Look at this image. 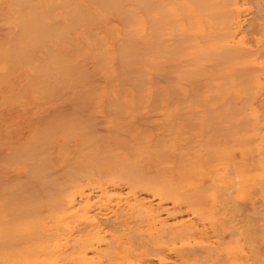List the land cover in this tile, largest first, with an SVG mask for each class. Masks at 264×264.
I'll use <instances>...</instances> for the list:
<instances>
[{
	"label": "bare ground",
	"instance_id": "1",
	"mask_svg": "<svg viewBox=\"0 0 264 264\" xmlns=\"http://www.w3.org/2000/svg\"><path fill=\"white\" fill-rule=\"evenodd\" d=\"M263 3L0 0V27L19 31L0 44V86L14 79L5 65L15 63L32 64L42 97L90 82L81 103L109 110L105 123L115 131L101 135L90 120L68 116L21 158L32 172L0 166L5 189L29 188L31 197L0 195V256L11 251L24 264H264V49L246 62L231 59L232 49L246 48V9L261 18ZM47 47L54 53L37 54ZM245 64L258 74L242 73L244 84L234 74ZM26 180L39 197L23 188ZM110 205L115 213L103 214Z\"/></svg>",
	"mask_w": 264,
	"mask_h": 264
},
{
	"label": "rangeland",
	"instance_id": "2",
	"mask_svg": "<svg viewBox=\"0 0 264 264\" xmlns=\"http://www.w3.org/2000/svg\"><path fill=\"white\" fill-rule=\"evenodd\" d=\"M249 2V1H248ZM262 2H264V0H262ZM248 7L250 8L251 7V4L250 3H248ZM247 7V8H248ZM263 8H264V3H263ZM247 10V15H244V17H242V19H243V25H245L244 26V30L246 31L247 29H245V27H247L248 25H249V22H250V24L252 25L253 24V21H251L252 20V17H254V15H253V13L255 14V12L254 11H251V10H249V9H246ZM256 15V14H255ZM252 16V17H251ZM262 17L261 18H263V19H261V18H257V17H259V16H257L256 15V20H254V24H256L257 25V27L256 26H254V25H252V26H254L253 28L254 29H252V27H251V29H250V26H248V30H250L249 31V35H247L248 34V31H244L245 32V34H243V38H244V40L246 41V48H245V50L244 51H241L240 49H237V48H234V49H232V51H231V55H232V52H234L235 53V55H234V53H233V55L231 56V59H232V61H236V60H238V61H243V62H246L247 60H251V59H253V58H256V57H259V55H260V53H261V51H263V49H264V43H263V39H264V29L262 28V27H264V14H262L261 15ZM251 17V18H250ZM255 18V17H254ZM250 19V20H249ZM260 19V20H259ZM247 20L249 21V22H247ZM260 22V23H259ZM114 23H119V22H114ZM247 23V24H246ZM259 25H258V24ZM262 23V24H261ZM255 30H257V31H255ZM256 32V34H255V32ZM259 31H260V34H259ZM262 32V33H261ZM81 33V32H80ZM251 35V36H250ZM19 36V31H16V30H11V31H9V30H6V29H2L1 27H0V41H2V39L3 38H5V39H10V41H14L17 37ZM84 36V35H83ZM85 37V36H84ZM248 38H250V39H248ZM68 41H69V43L71 42L69 39H67ZM252 40V41H251ZM251 41V42H250ZM259 41H261V44L259 43ZM254 42V43H253ZM263 44V45H262ZM252 45V46H251ZM70 46H71V44H70ZM262 46V47H261ZM72 47V46H71ZM74 49V48H73ZM235 49H237V50H235ZM260 50V51H259ZM39 51V50H38ZM240 51V52H239ZM42 52H44V53H46V55H49V52H53L52 51V48H48L47 47V50H43L42 49ZM54 53V52H53ZM239 53H241V54H239ZM59 55H61V52L60 53H57V56H59ZM260 62H262V60L260 61ZM247 64V63H246ZM245 64V66H243V67H245V68H239L236 72H235V74H234V77L235 78H237L238 79V82H240V81H243V80H245L246 79V77L249 79V77L251 76V77H253V79H257L256 78V76H257V70L256 69H254V68H249V67H246L247 65ZM81 65H82V63H81ZM262 66H263V64H262ZM14 70V69H13ZM253 71V72H252ZM255 72V73H254ZM245 75L246 74V77H244L243 76V74ZM249 73V74H248ZM252 75H251V74ZM236 75H237V77H236ZM240 75H242V76H239ZM241 77H243V78H245V79H243V78H241ZM160 80H161V78H160ZM247 81V80H246ZM99 82V81H98ZM244 82V81H243ZM99 83H102V82H99ZM244 84H245V82H244ZM264 84V83H263ZM91 85L92 84H90V82H85L84 84H83V86L82 85H80V86H76V85H72L70 88H68L69 89V91H66V93L67 94H62V93H60V94H57V96H54V104H52V105H50V108H48V109H45V111L43 110L42 112V117H41V119L43 118V117H46V118H48V121L46 120V119H43L42 121H44L43 122V124H42V126H45V127H43L42 129V131L44 132L45 131V129L47 128V127H52L53 125H54V123L55 122H57V121H60V120H63V119H66V117H72V116H74L77 120H90L91 121V123H92V129L93 130H96L97 128V130H96V132H98L100 129L102 130V133L103 134H101V135H105V134H108V133H110V132H113V130L112 129H110L107 125H106V123H105V120H107V118L109 117V114H110V111L109 110H106V111H103V113H98L97 114V112L93 109V107L92 106H90L88 103H81V101H80V97H82V94L84 93V91H86L85 89H87V88H89V87H91ZM242 86L244 87L245 85H243L242 84ZM84 88V89H83ZM64 90V89H63ZM73 92L72 94H71V92ZM245 92V91H244ZM68 93H70V94H68ZM82 93V94H81ZM261 94H263V93H261ZM60 95V96H59ZM84 95V94H83ZM77 98L79 99V103L77 102ZM262 98V97H261ZM260 98V99H261ZM264 98V97H263ZM262 98V99H263ZM260 99H258V101H257V103H259V104H261V105H263V106H261V107H259L260 105H258V108H257V110L259 111V115L260 116H262L261 115V113L262 112H264V109H263V111H261L260 112V110H261V108H264V104H262L263 102L262 101H264V100H260ZM259 100L262 102H259ZM234 101V100H233ZM241 101H243V102H245V100H244V98L241 100ZM233 103V102H232ZM246 104V106H248L247 105V102L246 103H244L243 105L241 104V105H239V107L242 109L243 107H241V106H244ZM5 106V105H4ZM4 106H0V130H2L3 129V126L5 127V126H7V128H8V125H7V122H2L1 121V119H3L4 117H6L7 119L9 118V119H11V118H13V119H15V120H19V116H18V112H17V110H12V109H8L7 111H4L3 110V107ZM246 106H245V108H246ZM256 106H257V104H256ZM238 107V108H239ZM249 107V106H248ZM237 108V107H236ZM237 108V110H239ZM245 108H243V110H242V112H244V111H247L248 109H245ZM234 109V108H233ZM245 109V110H244ZM235 112V111H234ZM233 114H235V113H233ZM264 114V113H263ZM15 115V116H14ZM263 118H264V116H263ZM263 118H260V119H262L261 120V125H260V128L258 129L257 128V130H259V132H260V134H262V135H264V119ZM138 119V118H137ZM46 121V122H45ZM18 123V125L17 126H14V127H11L10 129H8L9 130V135L11 136V138H3V137H0V166H4V169L6 168V166L8 165V163L9 164H11V165H13V166H17L19 169H12V170H10V172H18V173H28V171L30 170V169H28V168H26V167H24L23 165H22V159L21 158H23L24 156L23 155H27V151L28 150H32L33 149V147H34V144L32 143V144H28L31 140H32V137H30V134H31V127H32V124L29 126V127H21L22 126V124L20 123V122H17ZM246 123H249L248 121H246ZM2 124H3V126H2ZM49 124V125H48ZM250 124V123H249ZM96 126V127H95ZM98 126V127H97ZM99 127H100V129H99ZM108 127V128H107ZM245 131L247 132V133H249V135L251 136V138H250V141L252 142V143H254L255 145H258V144H260V139H261V137L260 136H257V135H255L253 132H252V129L251 128H249V127H246V125H245ZM100 130V131H101ZM37 131V129H35V132ZM41 131V132H42ZM99 133H101V132H99ZM39 134V133H38ZM113 134H115V131L113 132ZM27 143V144H26ZM230 143V144H229ZM228 144H225V145H227V146H232V147H234L233 146V144L234 143H236L237 144V142H229ZM38 145L37 144H35V147H37ZM38 148V147H37ZM36 148V149H37ZM17 152V153H16ZM36 152H38V150H36ZM21 154H22V157H20L21 156ZM20 155V156H19ZM255 155V154H254ZM18 156V157H17ZM256 156V155H255ZM15 157H16V159H15ZM27 157V156H26ZM232 157H233V159H235V158H237V159H239V154H236V156L235 155H232ZM20 158V159H19ZM10 160H13V162L12 161H10ZM21 161V162H20ZM16 162V163H15ZM20 162V165H17L18 163ZM20 167H22L23 169H21ZM33 170V169H32ZM32 170H30V172H32ZM36 172L38 171L37 169L35 170ZM34 171V172H35ZM6 172V171H5ZM0 173H4V172H2V170H0ZM27 181V180H26ZM3 183H4V181H2L1 179H0V185H2V186H0V190H1V188L3 189L2 191H0V195H4V196H2L3 197V199H5L6 198V200L9 198L8 196L9 195H13L15 192H16V188L14 189V187H12V188H9V189H5V187H4V185H3ZM29 183L30 182H23V188H25L26 189V187H27V185H28V187H31V189L33 190V195H34V193L36 192H34V190L35 189H33V186H29ZM25 185H26V187H25ZM8 188V187H7ZM22 188V187H21ZM21 188H19L18 190H20ZM35 188V187H34ZM29 188H27L26 190H25V192L26 193H22L24 196H26V197H28L27 199H26V197H24L22 194H21V190L20 191H18L17 190V194H18V198H19V196H20V202H21V200H23L24 202L25 201H27V200H29V199H31V197H29L28 196V193L27 192H30V189L28 190ZM40 190H42V189H40ZM6 193H5V192ZM12 191H14V192H12ZM39 191V189L37 190V192ZM22 192H24V191H22ZM36 192V193H37ZM43 192V191H42ZM42 192L40 193L39 192V194H42ZM7 193H9V195H7ZM32 193V192H31ZM17 194H16V196H17ZM38 194V193H37ZM15 195V194H14ZM35 196V195H34ZM38 196V195H37ZM37 196H35V198H37ZM42 196V195H41ZM40 196V197H41ZM1 197V196H0ZM22 197V198H21ZM33 197V196H32ZM39 197V196H38ZM46 197V196H45ZM18 198L16 197L15 198V200L17 199L18 200ZM34 198V197H33ZM12 199H14L13 198V196H12ZM35 201V200H38V202H39V200L40 199H32V201ZM17 202V204H18V201H16ZM23 203V202H22ZM50 204H51V201H50ZM17 207V206H16ZM36 208V207H35ZM105 211H103L102 210V213L103 214H109V216H112L114 213H115V209L114 208H112V205H110L107 209H105L106 207H102ZM33 210L35 211V210H38V209H34V207H33ZM39 213H40V211H38ZM12 214H14V213H12ZM12 214H11V218L12 219H15V216H12ZM15 214H17V213H15ZM163 214V213H162ZM164 215H166L165 214V212H164V214H163V218H165L166 216H164ZM185 215V214H184ZM18 216V215H17ZM185 216H187V215H185ZM20 217V216H19ZM19 217H17L18 219H19ZM21 218H22V216H21ZM186 218V217H185ZM184 220H187V219H184ZM22 242V244L24 245L25 244V242H26V240H21ZM24 241V242H23ZM30 242L32 241V240H29ZM0 242H2L3 243V239H0ZM13 242H17V241H13ZM28 242V241H27ZM26 242V243H27ZM34 242H36V241H34ZM29 243V242H28ZM27 243V245H25V246H29L30 244H28ZM32 244V243H31ZM34 244V243H33ZM2 247V244L0 245V249H2L1 248ZM4 253V250L2 251V250H0V253ZM7 252H8V250H7ZM10 252V254H8V256H5V257H2V256H0V258H1V261L2 262H0V264H4V262H5V264L7 263V264H9L8 262H9V260L10 261H12L13 259H16L17 261L19 260V262L21 263V264H24V263H22L23 261H25L27 258H25V257H22V256H16V258H15V256H13L14 254L13 253H11V251H9ZM8 252V253H9ZM8 257H10L11 259H9ZM18 257V258H17ZM38 257V255L36 254L34 257H31L29 260H32V262L33 261H35V260H37V259H39V258H37ZM4 258V259H3ZM48 259H49V257H47ZM14 261V260H13ZM65 262V260L63 261V263L61 262L60 264H65L64 263ZM51 263V262H50ZM50 263H45V264H50ZM13 264V263H12ZM34 264H37V263H34ZM40 264V263H39Z\"/></svg>",
	"mask_w": 264,
	"mask_h": 264
},
{
	"label": "crops",
	"instance_id": "3",
	"mask_svg": "<svg viewBox=\"0 0 264 264\" xmlns=\"http://www.w3.org/2000/svg\"><path fill=\"white\" fill-rule=\"evenodd\" d=\"M0 13H1V10H0ZM2 29H4V28H2ZM6 30L11 31L10 29H6ZM83 35H84V33L81 32L80 38L87 45L89 40H87L86 36L84 35L85 36L84 37ZM10 39L3 38L2 41H0V44L1 43H3V44L9 43ZM72 44H71V46H73V47H71V48H74V49L69 54L74 53V50L76 49V47H74V44L73 45ZM62 48L63 47L61 45L59 47V49L62 50ZM63 51H67V48L66 47L63 48ZM42 53H44V52L38 51L37 54H42ZM36 59H37V57H36ZM36 63H37V61H36ZM11 65L14 69L13 71H16V72L14 73V79L13 80L8 81L9 83H7L3 87L0 86V106L5 105L3 107L4 111H7L8 109L9 110L10 109L17 110L19 120L17 121L13 118L7 119L6 117L1 119L2 122H7L8 128H7V126L4 127L2 124L3 129L0 130V137L11 138V136L9 135L8 129H10L11 127L17 126L18 125L17 122H20L22 124L21 127H29L32 124L31 134H30V137H32V140L28 144H32V143L33 144L34 143L40 144V133L43 130L42 128L45 127V126H42V124L44 122L42 120L46 119L48 121V118H46V117H43L41 119V117L43 116L42 111L43 110L45 111V109L50 108V105L54 104V101H55L54 96H57V94H60V93L67 94L66 91H69V89L61 90L60 93L58 92V93H55L52 95L46 94L44 97H42L41 94L38 92L39 91V88H38L39 84L38 85L34 84V82H36V83L39 82L38 81L39 78H36L32 75V72L34 71L32 64H24L23 66H20L21 68L19 67L18 69L15 68V66H17L16 63L15 64H7V65H5V67H7V70H9V68H12ZM7 77H8V75L3 74V78H4L3 80L7 79ZM72 93L73 92H71V94ZM68 94H70V93H68ZM35 129H37L36 132H35Z\"/></svg>",
	"mask_w": 264,
	"mask_h": 264
}]
</instances>
